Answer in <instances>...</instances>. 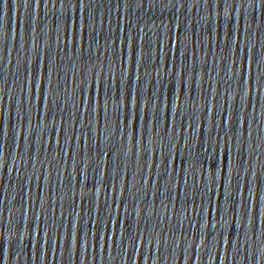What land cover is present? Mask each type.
<instances>
[{
  "label": "snow or ice",
  "instance_id": "1",
  "mask_svg": "<svg viewBox=\"0 0 264 264\" xmlns=\"http://www.w3.org/2000/svg\"><path fill=\"white\" fill-rule=\"evenodd\" d=\"M116 93H117V99L119 101V103L116 105V107H117V109H122L124 107L125 103H126L127 97L126 96L123 97V98L120 97V95H119L120 89L119 88L116 89ZM100 95H104V98H105V108H107V102L108 101H111L112 96L110 94L106 95L103 91L100 92L99 96ZM137 103H138V98L135 97V107L137 106ZM114 114L116 115L117 119H120V113H119V111L114 112ZM124 123H126V124L128 123V116H127L126 113L124 114Z\"/></svg>",
  "mask_w": 264,
  "mask_h": 264
}]
</instances>
